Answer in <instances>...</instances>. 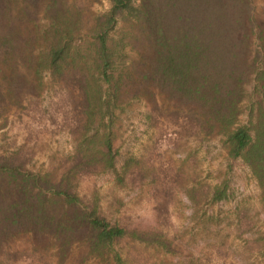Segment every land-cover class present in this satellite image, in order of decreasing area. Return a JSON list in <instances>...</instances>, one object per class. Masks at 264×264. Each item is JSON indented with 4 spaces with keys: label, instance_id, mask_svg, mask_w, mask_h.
I'll use <instances>...</instances> for the list:
<instances>
[{
    "label": "trees",
    "instance_id": "1",
    "mask_svg": "<svg viewBox=\"0 0 264 264\" xmlns=\"http://www.w3.org/2000/svg\"><path fill=\"white\" fill-rule=\"evenodd\" d=\"M100 1L108 8L93 11ZM251 79L260 101L236 124ZM139 100L159 133L218 138L264 205V10L254 0H0L1 126L16 111L29 116L28 136L36 124L35 134L49 127L75 142L37 171L26 137L0 143V264H131L148 246L169 249L162 232L111 219L97 195L78 193L81 178L105 171L117 184L156 175L140 158L114 165L116 119ZM205 196L224 199L225 185Z\"/></svg>",
    "mask_w": 264,
    "mask_h": 264
},
{
    "label": "rangeland",
    "instance_id": "2",
    "mask_svg": "<svg viewBox=\"0 0 264 264\" xmlns=\"http://www.w3.org/2000/svg\"><path fill=\"white\" fill-rule=\"evenodd\" d=\"M254 4L257 11L264 10V0ZM108 6L100 1L91 9L101 12ZM255 83L251 79L244 86L236 124L247 120L249 100L260 101L253 93ZM51 96V89L42 94L44 105L51 104ZM147 109L143 100L134 101L116 119L114 165L119 170L126 159L140 158L153 164L156 175L117 184L113 173L105 171L81 178L78 185L80 196H98L109 218L160 231L169 241L167 251L148 246L131 264H264V205L249 169L239 159L228 161L218 138L198 141L159 133L148 124ZM20 117L11 111L5 126L0 121V143L19 144L26 137L35 152L28 165L31 170L46 169L52 156L72 151L75 142L66 131L50 133L45 127L35 134V124L28 136L29 116ZM222 184L224 199L212 201L205 196Z\"/></svg>",
    "mask_w": 264,
    "mask_h": 264
}]
</instances>
